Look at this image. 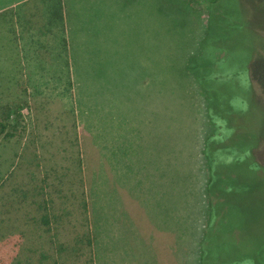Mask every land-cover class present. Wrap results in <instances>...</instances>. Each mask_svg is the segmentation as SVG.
Returning <instances> with one entry per match:
<instances>
[{
  "label": "rangeland",
  "instance_id": "1",
  "mask_svg": "<svg viewBox=\"0 0 264 264\" xmlns=\"http://www.w3.org/2000/svg\"><path fill=\"white\" fill-rule=\"evenodd\" d=\"M63 10L0 0V264H95L83 198L104 258L264 264V0Z\"/></svg>",
  "mask_w": 264,
  "mask_h": 264
},
{
  "label": "trees",
  "instance_id": "2",
  "mask_svg": "<svg viewBox=\"0 0 264 264\" xmlns=\"http://www.w3.org/2000/svg\"><path fill=\"white\" fill-rule=\"evenodd\" d=\"M44 6V20L46 21L49 32L51 29L56 30L61 34H65V28H64V10H63V0H41ZM207 4H215L219 0H205ZM63 44L65 47V52H67V43L66 39L63 37ZM66 66H68V63H66ZM67 86L71 87V82L69 78H67ZM43 194V192H39L36 196ZM84 196V195H83ZM27 195H23V198H26ZM35 197V196H34ZM33 206L36 207V210L44 209L46 213L43 215L40 214L37 228L42 231L43 234H47V232H50L52 225L58 224L59 218L54 214L51 213V207L48 206V202L44 199L43 205L40 202L33 201ZM43 206V207H42ZM81 210L83 211V214H86L84 221H85V232L74 241L73 246H77L78 251H87V256L90 262L93 263L95 261V264H123L122 259L114 260V256H120L117 251L111 250L106 248V255L105 258L102 255L101 247L104 245L101 242H98L99 239H96L95 233L92 230V227L90 226L89 217L87 214V202L83 198L81 202ZM34 223L36 224L37 219H33ZM51 242L52 239L50 238ZM53 243V242H52ZM72 248V247H71ZM75 248V247H74ZM72 248V251L74 250ZM64 251H67L64 249ZM114 251V252H111ZM45 253H40V257L38 259V262L40 263L44 259H49V255H44ZM43 262V261H42ZM54 264H57L56 262Z\"/></svg>",
  "mask_w": 264,
  "mask_h": 264
},
{
  "label": "crops",
  "instance_id": "3",
  "mask_svg": "<svg viewBox=\"0 0 264 264\" xmlns=\"http://www.w3.org/2000/svg\"><path fill=\"white\" fill-rule=\"evenodd\" d=\"M3 10H5V9H3Z\"/></svg>",
  "mask_w": 264,
  "mask_h": 264
}]
</instances>
